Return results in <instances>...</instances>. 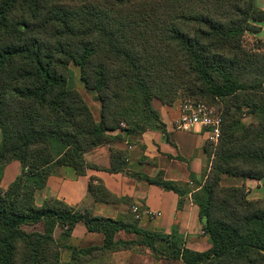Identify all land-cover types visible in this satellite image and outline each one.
Returning a JSON list of instances; mask_svg holds the SVG:
<instances>
[{"label":"trees","instance_id":"trees-1","mask_svg":"<svg viewBox=\"0 0 264 264\" xmlns=\"http://www.w3.org/2000/svg\"><path fill=\"white\" fill-rule=\"evenodd\" d=\"M261 21L255 0H0V264H97L116 251L146 248L169 262L264 264V199L221 184L223 174L264 177V39L247 42ZM71 64L101 102L98 121L68 86ZM154 99L205 101L222 114V134L214 151L206 146L211 164L197 190L162 173L139 176L176 192L179 206L191 194L207 250L141 228L132 200L102 182L89 184L95 200L128 203V212L108 218L59 199L36 203L57 168L86 173V151L122 134L163 129ZM126 158L113 153L108 170L122 171ZM13 160L21 172L3 189L4 167ZM80 222L103 233L104 242L75 247L63 262L55 229L70 235ZM121 232L131 236L119 238Z\"/></svg>","mask_w":264,"mask_h":264},{"label":"crops","instance_id":"crops-1","mask_svg":"<svg viewBox=\"0 0 264 264\" xmlns=\"http://www.w3.org/2000/svg\"><path fill=\"white\" fill-rule=\"evenodd\" d=\"M255 2L264 10V0H255ZM256 25L261 31L254 34L264 36V21L256 22ZM79 80L81 83L78 79L69 78L68 86L76 90L80 89L78 91L91 110L92 106H95L97 111L92 110V112L98 121L101 116V102L98 100L99 108L96 92L86 88L80 74ZM156 102L158 103H155V108L160 114L163 129L151 128L141 133L122 134L123 140L86 151L85 160L90 164L86 173L79 175L70 166L57 168L48 178L46 186L36 192V203L41 206L48 200L59 199L81 211L91 209L94 215L108 218H117L121 213L128 212L130 208L128 203H106L95 200L89 190V184L91 181L102 182L113 194L129 198L134 203L133 206H138V210L142 212L139 223L141 228L165 235L177 234L183 239L185 247L195 251L209 249L211 242L203 231L199 207L192 201L191 194L187 196L184 204L179 206L180 197L176 192L165 190L139 177L140 175L156 177L162 173L165 179L177 181L183 187L195 191L204 182L211 164L212 156L206 151V129L201 126H195L190 130L176 128V121L181 113V101L177 100L173 105ZM119 133L115 131L113 135ZM118 151L127 153L126 165L120 172H110L108 169L112 164V154ZM20 172L21 163L18 160L5 165L1 187L6 189ZM221 184L224 187H246L249 199H264V177L256 179L223 174ZM54 236L63 247V262L70 260L73 248L102 245L105 239L103 233L89 231L82 222L73 228L70 235H65V229L57 226ZM130 236L131 234L126 232L118 235L123 239ZM97 264L184 263L181 259L173 262L156 259L151 250L146 248L143 251L130 249L116 251L100 259Z\"/></svg>","mask_w":264,"mask_h":264},{"label":"built area","instance_id":"built-area-1","mask_svg":"<svg viewBox=\"0 0 264 264\" xmlns=\"http://www.w3.org/2000/svg\"><path fill=\"white\" fill-rule=\"evenodd\" d=\"M181 113L176 121V128L190 130L195 126L206 129L207 142L211 145L219 143L222 134V114L219 109L205 102L193 103L191 101H181ZM134 211H138V206L134 205Z\"/></svg>","mask_w":264,"mask_h":264},{"label":"rangeland","instance_id":"rangeland-1","mask_svg":"<svg viewBox=\"0 0 264 264\" xmlns=\"http://www.w3.org/2000/svg\"><path fill=\"white\" fill-rule=\"evenodd\" d=\"M256 38H260V39H264V36H257V35H255L254 33H248L247 34V42L248 43H253L254 41H255V39ZM70 71H71V77H70V79L71 80H73V79H78V81H80L79 80V74H80V70H79V67L78 66H76L75 64H71V66H70ZM80 83H81V81H80ZM72 85H73V83L71 84V87H72ZM82 85V84H81ZM77 88V87H76ZM78 89V88H77ZM78 90H80V89H78ZM86 94L84 93V96H85ZM88 97H86V99H87ZM183 99H185V98H183ZM182 100V99H181ZM156 101H159L158 99H154L153 100V106H154V108H155V103H158V102H156ZM96 102H97V104H98V107L100 108V102L98 101V98H97V100H96ZM160 102V101H159ZM205 102V101H204ZM160 103H162V102H160ZM206 103V102H205ZM92 106V105H91ZM215 106V105H214ZM217 107V106H216ZM218 108V107H217ZM156 109V108H155ZM92 110L93 111H97L96 110V108H95V106L93 107L92 106ZM99 110V109H98ZM157 110V109H156ZM158 111V110H157ZM1 139H2V134H1V131H0V142H1ZM207 147H208V149L212 152V151H214V149H215V145H211V144H209L208 142H207ZM211 156H212V154H211ZM25 228L27 229V230H32L33 229V227H30V226H25ZM143 250H145V249H143ZM143 250H137V251H143Z\"/></svg>","mask_w":264,"mask_h":264}]
</instances>
